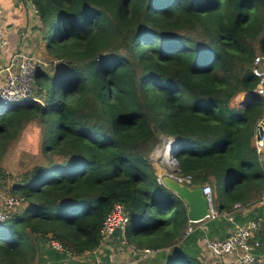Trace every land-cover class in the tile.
Segmentation results:
<instances>
[{"label": "trees", "instance_id": "trees-1", "mask_svg": "<svg viewBox=\"0 0 264 264\" xmlns=\"http://www.w3.org/2000/svg\"><path fill=\"white\" fill-rule=\"evenodd\" d=\"M27 1L58 65L36 72L34 99L0 109V163L29 123L62 160L35 165L8 193L1 187L24 203L0 222V264H34L39 252L48 264L79 256L88 259L70 263L111 264L99 232L116 204L128 216L116 242L125 238L134 258L160 251L188 223L185 204L156 181L150 154L161 137L182 143L178 174L193 187L210 183L217 213L255 205L264 192L263 150L254 146L264 98L252 93L251 68L264 55V0ZM239 93L253 100L231 106ZM253 211L238 220L256 221L264 245V207ZM160 263L204 264L176 250Z\"/></svg>", "mask_w": 264, "mask_h": 264}, {"label": "built area", "instance_id": "built-area-1", "mask_svg": "<svg viewBox=\"0 0 264 264\" xmlns=\"http://www.w3.org/2000/svg\"><path fill=\"white\" fill-rule=\"evenodd\" d=\"M3 14V9L0 5V18ZM7 44V38L4 29L0 25V55ZM55 62V61H54ZM53 62V63H54ZM46 64L40 60L17 53L10 57L7 63L0 67V109L7 108L15 102H24L34 99V83L35 74L42 69ZM252 73L257 78V84L252 93L264 98V55L258 53L252 62ZM249 94V96H246ZM253 100L251 93H245L244 99L238 101V106L243 107ZM262 119L261 121H263ZM260 123V122H259ZM182 146L178 140L171 137H161L160 143L154 148L150 154L151 165L155 169L156 181L163 184V177H172L175 181L183 183L189 187H193L190 176H181L176 171L175 153ZM254 146L258 150H264V129L259 140L254 137ZM202 194L208 202V216L199 222L188 221L185 227V235L202 230L200 224L204 221H213L219 217L227 220H232V215H220L213 207V192L208 184L202 186ZM24 203L23 199L5 193L0 185V222H4L7 218V213ZM256 207H264V192L255 202ZM248 206L243 207L239 204L233 205L232 212H244ZM128 223L127 213L121 204L113 206L109 214L105 217L100 228V237L102 244L108 243L117 229L123 233V230ZM258 231V223L250 221L242 225H238L226 237L221 239H213L207 236L202 237L203 247L201 254H206L207 262L210 264H257L258 250L260 241L256 237ZM122 244H126V239H121ZM53 247L61 249L60 246L52 242ZM155 254L153 249H142L136 252L135 261L131 264L148 259V256Z\"/></svg>", "mask_w": 264, "mask_h": 264}, {"label": "crops", "instance_id": "crops-1", "mask_svg": "<svg viewBox=\"0 0 264 264\" xmlns=\"http://www.w3.org/2000/svg\"><path fill=\"white\" fill-rule=\"evenodd\" d=\"M0 5L3 9L0 25L4 29L7 38V44L0 55V67H2L4 63H7L11 56L17 53H24L40 61H44V59L51 60L52 58L46 51V41L43 36L41 21L34 7H31V3L27 0H0ZM244 97L245 93L243 94V99ZM231 106L236 107L238 103ZM253 208V205L248 206L243 213L241 212L240 216L238 212L233 213L232 220L224 218L223 221L217 223L220 224L216 227L218 228L217 231L211 226L215 221H204L200 224L203 226L204 231H211V238L221 239L233 231L236 226L244 224L245 222L240 223L242 221L238 219H243L251 214L253 215ZM236 217L238 218L236 219ZM119 240L120 241L116 242L117 237L115 235L110 242L103 245L105 252L108 253L111 264L120 262L127 264L132 263V255H134L135 251L132 249V246L122 244L121 239ZM120 245L123 246L120 248ZM200 248H202L201 245ZM39 255L38 264H48V262L43 260V254L39 252ZM86 259H88L87 256L70 257L64 260L62 264H71V261L85 263L84 261H86Z\"/></svg>", "mask_w": 264, "mask_h": 264}, {"label": "rangeland", "instance_id": "rangeland-1", "mask_svg": "<svg viewBox=\"0 0 264 264\" xmlns=\"http://www.w3.org/2000/svg\"><path fill=\"white\" fill-rule=\"evenodd\" d=\"M46 46H47V42H46ZM41 62L46 64L45 66L42 67V69L48 71L52 67L51 64L52 62H54V60L44 59V61H41ZM54 65H58V61L57 62L55 61ZM243 94L244 93H239L238 95H236L231 100L230 104L231 105L237 104L239 101V98L241 101L243 99ZM41 138L42 137H41L39 125L36 123H29V124H26V126L24 127V129L21 130L19 135L8 145L5 153L3 154L1 158V163H0L2 170L7 176L5 180L0 181L1 187L5 192L8 193L11 187V184L14 181L19 180L20 177L25 172L30 171L35 165L46 166L48 164L57 163L62 160V158L58 154L49 153L43 149L42 144H41ZM209 185L213 189V186L210 183ZM223 219L224 218L219 217L218 219L215 220V222L211 224L215 228L216 231L218 230V228L216 227L220 225L217 223H220V221H223ZM193 233H190L189 235H185V228H184L181 231V233L177 237H175L171 242L167 243L166 246L158 248V250L160 251H155L154 248L149 247V249H153L155 251V254L153 253L152 256H148V257H155L159 252H163L162 254H158L154 258L155 260L153 264H156V261L159 264L160 262L164 260V255L166 253L169 254L171 253V251H174V250L184 251V252L187 251L191 255L197 256V259L202 261L204 264H210V262H207L208 258L206 257V254H205V257L203 254H201L202 248H200V245L203 247V241L201 239V236L193 234ZM43 245L45 244H42V246ZM132 249H134L133 246H132ZM263 254H264V245L261 242L260 249H259L260 257H259L258 263L264 260ZM132 261H135V258L133 257V255H132ZM38 262L39 260L36 259L34 264H38ZM117 264H125V263L120 262ZM138 264H149V263L143 261V263L138 262Z\"/></svg>", "mask_w": 264, "mask_h": 264}, {"label": "water", "instance_id": "water-1", "mask_svg": "<svg viewBox=\"0 0 264 264\" xmlns=\"http://www.w3.org/2000/svg\"><path fill=\"white\" fill-rule=\"evenodd\" d=\"M246 96H249V94H247ZM263 129H264V120L260 121V123L256 128V134H255L256 140L260 139ZM261 159L264 160V152L262 154ZM175 162H176V171H177L178 164L176 160ZM163 185L167 189L171 190L185 204L187 208L188 221L199 222L204 220L208 216L209 214L208 202L207 199L202 194V186L200 184H197L194 187H189L183 183L175 181L172 177L165 176L163 177Z\"/></svg>", "mask_w": 264, "mask_h": 264}, {"label": "clouds", "instance_id": "clouds-1", "mask_svg": "<svg viewBox=\"0 0 264 264\" xmlns=\"http://www.w3.org/2000/svg\"><path fill=\"white\" fill-rule=\"evenodd\" d=\"M259 124V123H258ZM258 126V125H257ZM255 134H256V131H255ZM263 152H264V150H263ZM263 154V153H262ZM262 157V156H261Z\"/></svg>", "mask_w": 264, "mask_h": 264}]
</instances>
